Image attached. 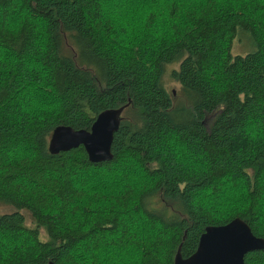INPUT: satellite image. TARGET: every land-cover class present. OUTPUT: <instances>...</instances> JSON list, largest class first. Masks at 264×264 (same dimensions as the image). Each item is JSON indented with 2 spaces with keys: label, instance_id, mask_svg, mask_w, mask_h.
Wrapping results in <instances>:
<instances>
[{
  "label": "trees",
  "instance_id": "16d2710c",
  "mask_svg": "<svg viewBox=\"0 0 264 264\" xmlns=\"http://www.w3.org/2000/svg\"><path fill=\"white\" fill-rule=\"evenodd\" d=\"M123 1L152 4L134 25L105 0H0V264H173L235 217L264 239V0ZM110 109V160L50 150Z\"/></svg>",
  "mask_w": 264,
  "mask_h": 264
},
{
  "label": "water",
  "instance_id": "95a60500",
  "mask_svg": "<svg viewBox=\"0 0 264 264\" xmlns=\"http://www.w3.org/2000/svg\"><path fill=\"white\" fill-rule=\"evenodd\" d=\"M121 109L104 110L93 120L89 130L59 125L53 130L49 148L52 152L67 151L82 145L93 163L112 158L111 143L117 130ZM264 248V239L257 237L239 217L222 225L205 227L196 250L182 257L177 250L173 264H245L246 253ZM46 264H54L49 261Z\"/></svg>",
  "mask_w": 264,
  "mask_h": 264
},
{
  "label": "rangeland",
  "instance_id": "374dc122",
  "mask_svg": "<svg viewBox=\"0 0 264 264\" xmlns=\"http://www.w3.org/2000/svg\"><path fill=\"white\" fill-rule=\"evenodd\" d=\"M130 1L132 3H134L136 0H130ZM120 4H121V6H124V1L123 0H105L104 6H105V10H106L107 15L110 18L116 20V22L118 23V21H120L121 18L123 17L122 15H126V14L129 15V13H130L131 17H132L133 24L134 25H139L140 15L142 14V12L144 10H148L149 4H152V3H151V1L149 3H146V4L138 2L133 7V9H132V7H128V8L117 7V5H120ZM134 10H136V11H134ZM131 11H134V12H131ZM112 14H116V16H114ZM124 19L125 18L123 17L122 24L125 21ZM248 50H249L248 43L245 40L242 41V40H238V39H236L233 42L232 49H231L233 54L239 53V52L240 53H245ZM241 51H243V52H241ZM175 66H176V63L168 65V68L175 67ZM176 68H177V66H176ZM165 81H166V84H167V88L173 90L174 94L176 95L178 90H179L178 84L175 81L170 80L168 77H166ZM12 208L13 207L10 206V205H6V204L0 203V214L3 213V212H7V211L12 210ZM26 216H27V220H26L27 225H31V221H30L27 213H26ZM40 232H41L42 236H44L43 232L42 231H40Z\"/></svg>",
  "mask_w": 264,
  "mask_h": 264
},
{
  "label": "bare ground",
  "instance_id": "6f19581e",
  "mask_svg": "<svg viewBox=\"0 0 264 264\" xmlns=\"http://www.w3.org/2000/svg\"><path fill=\"white\" fill-rule=\"evenodd\" d=\"M260 250V249H259Z\"/></svg>",
  "mask_w": 264,
  "mask_h": 264
}]
</instances>
